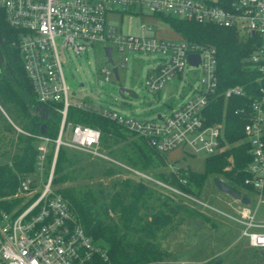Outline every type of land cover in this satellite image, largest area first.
Returning a JSON list of instances; mask_svg holds the SVG:
<instances>
[{
    "label": "built area",
    "instance_id": "1",
    "mask_svg": "<svg viewBox=\"0 0 264 264\" xmlns=\"http://www.w3.org/2000/svg\"><path fill=\"white\" fill-rule=\"evenodd\" d=\"M0 12L18 32L14 44L37 102L61 114L56 137L28 133L38 150L34 169L22 175L14 195L0 199L10 202L0 205V264H87L95 254L108 257L86 232L70 201L54 189L61 148L107 158L101 148L100 128L69 122L70 108L94 111L115 121L162 154L179 149L185 156L204 154L206 158L246 141L252 160L246 166L250 175L245 183L256 200L250 196L249 203L236 200L237 206H232L235 214L228 216L240 226V236L251 247L264 249V216H257V209L264 204V0H0ZM130 14L152 15L166 24L163 15H170L232 28L243 40L254 37L256 48L247 61L258 73L252 81L256 89L246 106L234 110L244 121L242 139L228 140L226 118L208 122L210 107L220 96L247 95L242 85L219 93L217 48L184 37L159 38L147 33L152 26L146 24L141 25L140 34H125L111 19ZM97 41L107 44L105 53L106 47H111V56L106 54L108 64L102 68L107 82L115 76V67L118 72L124 67L131 50L156 55L145 89L159 101L165 98V85L175 77L181 79L187 67L199 70L198 82L178 100L175 93L169 94L163 100L166 111L148 118L124 113L112 105L97 106L90 100L72 102L61 53L71 50L81 54ZM115 49L122 54L120 63L113 58ZM190 54L199 55L197 64L190 61ZM170 166L172 170L178 167L175 163Z\"/></svg>",
    "mask_w": 264,
    "mask_h": 264
},
{
    "label": "trees",
    "instance_id": "2",
    "mask_svg": "<svg viewBox=\"0 0 264 264\" xmlns=\"http://www.w3.org/2000/svg\"><path fill=\"white\" fill-rule=\"evenodd\" d=\"M163 19L190 42L212 44L217 48L219 93L234 85H242L246 88V96L229 98L220 96L212 103L208 114L209 123L223 121V118H226L229 141L242 139L244 121L234 113V110L246 106L250 102L249 95L256 89V84L252 81L258 73L249 68L247 61L256 48L254 37L243 40L232 28L170 15H163ZM0 32L5 42V47L0 44V104L4 111L11 109L18 111L15 123L20 124L28 120L24 123V127L33 134L40 133L41 124L46 122L45 134L56 137L61 114L51 108H47L49 119H41L31 113L32 109L40 105L26 74L19 48L14 44L18 39V32L6 22L2 12H0ZM67 120L75 124L99 127L102 150L112 152L136 168L151 170L150 166L157 167L160 170H153V175L191 195L195 194L193 190L195 186L197 188L195 195L198 197L204 182L211 175L223 179L237 191L242 187L249 194L253 193L252 188L245 183V179L250 175L246 171V166L252 160L249 144L246 141L207 156L202 172L182 166L172 170L168 168L169 162L162 153L149 146L144 138L115 121L104 118L94 111L78 108L69 109ZM134 136L140 141L137 142ZM18 137L20 152L14 154L11 162L0 164V199L14 195L18 191L22 175L31 172L36 163L38 150L33 137L24 134ZM121 140L127 143L117 150L113 149ZM70 151L76 150L61 148L59 151L53 179L54 189L70 201L86 232L101 244L108 255L105 259L100 254H95L87 264H159L153 260L157 258L154 254L163 253L164 250L160 244L154 242L158 240L159 231L170 226L174 217L182 216L185 219L198 217L203 221H209L207 215L199 209L177 201L167 193L156 192L141 182L133 183L132 180H125L121 186L117 182V187L120 186V189L112 201H109L107 195L97 196L104 192L101 183L99 190L93 189V191L91 188L66 185L68 181H74L77 177L71 170V165L79 159H72L73 153L71 154ZM9 203L6 200L0 201V205L3 206ZM97 206L104 208L102 214L98 213ZM113 210L119 214L118 220L110 214Z\"/></svg>",
    "mask_w": 264,
    "mask_h": 264
},
{
    "label": "rangeland",
    "instance_id": "3",
    "mask_svg": "<svg viewBox=\"0 0 264 264\" xmlns=\"http://www.w3.org/2000/svg\"><path fill=\"white\" fill-rule=\"evenodd\" d=\"M111 20L125 34H140L142 32L141 25L146 24L152 26V30H148L147 33L159 38H182L176 36L175 30L171 26L152 15L130 14L124 15L123 18L113 17ZM106 45L104 42L97 41L93 43V46H88L87 50L81 54H75L71 50L61 53L64 75L70 86L69 99L72 102L90 100L97 106L112 105L124 113L148 118L166 111L163 100L169 94L175 93V98L178 100L185 92H189L192 84L198 82L199 70L187 67L181 79L175 77L165 85L162 90L165 98L159 101L145 89V80L148 72L156 63V55L133 50L127 53L129 59L124 67L119 69L120 79L117 80L112 75L110 81L107 82L104 80L102 72V68L108 64L104 50ZM121 57L122 54L115 49L114 60L120 63ZM82 83L84 85H81ZM122 85L131 88L136 96L127 93L123 98L119 93ZM123 101L126 102L122 104ZM16 117H18V111L12 109L4 111L0 104V164L6 161L11 162L14 154L20 152L21 146L18 142L20 134L29 136L28 133H32L24 127V123L28 120L17 124L15 123L17 122ZM137 136L139 135L137 134ZM134 137L137 142L140 141L139 138ZM125 143L127 141L121 140L119 144L114 145L113 149L117 150ZM103 151L107 154V158H93L85 152L70 151L71 154L73 153L72 159L79 160L71 165V170L77 177L74 181H68L66 185L91 188L93 191V189L99 190L101 183L104 192L97 196L107 195L109 201H112L125 180H132L133 183L141 182L156 192L167 193L172 195L175 200L199 209L209 218V221L206 222L198 217L191 219H185L182 216L174 217L171 220L172 224L165 227L166 230L164 228L159 231L158 240L154 242L160 244L164 250L163 253L154 254V256L157 255L156 260L153 259L155 262L159 264H264V249L251 247L246 239L240 236V226L228 216V214H235L232 206H237L236 200L239 199L220 191L214 182V176L208 177L197 197L195 186L193 187L195 194L191 195L153 175V170H160L157 167L150 166L151 170L136 168L112 152ZM163 155L168 162L175 163L178 167H190L200 172L205 168L204 154L196 157L185 156L181 150L177 149L164 152ZM170 163L168 168L172 169ZM107 173L109 175H105ZM44 176L46 177V173ZM117 182L120 183L119 187H117ZM238 191L242 195L250 196L252 201L256 200V196L249 194L246 189L241 187ZM96 208H98L99 214L104 212V208L98 206ZM257 211L258 217L264 216V204L260 205ZM110 214L115 220L119 219V214L115 213V210ZM116 214L117 216H115Z\"/></svg>",
    "mask_w": 264,
    "mask_h": 264
},
{
    "label": "water",
    "instance_id": "4",
    "mask_svg": "<svg viewBox=\"0 0 264 264\" xmlns=\"http://www.w3.org/2000/svg\"><path fill=\"white\" fill-rule=\"evenodd\" d=\"M0 44H1V46L5 47V42H4V39H3L2 35H1V32H0ZM106 54L109 57L111 56V47H106ZM189 59H190L191 62L197 64L199 62V55L198 54H190L189 55ZM110 60H112V59L110 58ZM114 71H115L116 78L119 79L118 68L115 67ZM125 91H127L131 95L136 96V94L133 92L132 89L124 87V86H121L120 89H119V92H120L121 96H124ZM31 113L33 115L39 116L41 119H49V117H50L49 112L47 111V109H45L42 106L35 107L34 109L31 110ZM46 126H47L46 122H43L41 124L40 134H45ZM214 182H215L217 188L220 191L228 193V194H231L235 199H239L243 203H249L250 202V198L247 195H242L241 193H239V191H237L235 188L230 186L223 179L215 178Z\"/></svg>",
    "mask_w": 264,
    "mask_h": 264
},
{
    "label": "crops",
    "instance_id": "5",
    "mask_svg": "<svg viewBox=\"0 0 264 264\" xmlns=\"http://www.w3.org/2000/svg\"><path fill=\"white\" fill-rule=\"evenodd\" d=\"M176 32V31H175ZM176 36L183 37L180 33L176 32Z\"/></svg>",
    "mask_w": 264,
    "mask_h": 264
}]
</instances>
